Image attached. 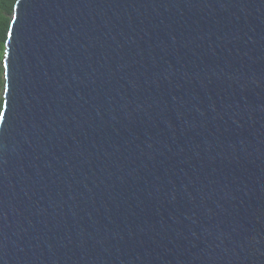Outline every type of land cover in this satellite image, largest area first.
Segmentation results:
<instances>
[{"label":"water","instance_id":"1","mask_svg":"<svg viewBox=\"0 0 264 264\" xmlns=\"http://www.w3.org/2000/svg\"><path fill=\"white\" fill-rule=\"evenodd\" d=\"M0 114V264H264V0H19Z\"/></svg>","mask_w":264,"mask_h":264},{"label":"trees","instance_id":"2","mask_svg":"<svg viewBox=\"0 0 264 264\" xmlns=\"http://www.w3.org/2000/svg\"><path fill=\"white\" fill-rule=\"evenodd\" d=\"M16 2L17 0H0V114L3 107V93L5 88L4 57L6 42Z\"/></svg>","mask_w":264,"mask_h":264},{"label":"bare ground","instance_id":"3","mask_svg":"<svg viewBox=\"0 0 264 264\" xmlns=\"http://www.w3.org/2000/svg\"><path fill=\"white\" fill-rule=\"evenodd\" d=\"M19 0H17V2H18ZM17 2H16V4H17ZM13 14H14V12H13ZM11 27H12V22H11V26H10V29H11ZM9 33H10V30H9ZM8 39H9V34H8ZM8 39H7V42H6V52L5 53H7V55H8V52H7V50L9 49V47H8ZM7 55H5V57H4V67H5V65L7 64L6 63V61H7ZM5 73H6V67H5Z\"/></svg>","mask_w":264,"mask_h":264},{"label":"snow or ice","instance_id":"4","mask_svg":"<svg viewBox=\"0 0 264 264\" xmlns=\"http://www.w3.org/2000/svg\"><path fill=\"white\" fill-rule=\"evenodd\" d=\"M5 55H7V53H5ZM5 67H7V65H5Z\"/></svg>","mask_w":264,"mask_h":264}]
</instances>
